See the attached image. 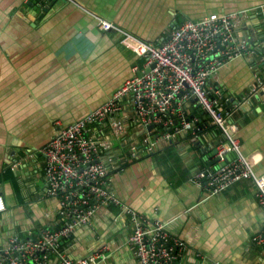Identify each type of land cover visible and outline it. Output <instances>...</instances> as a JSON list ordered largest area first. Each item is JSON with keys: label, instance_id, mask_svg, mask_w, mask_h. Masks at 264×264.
Segmentation results:
<instances>
[{"label": "crops", "instance_id": "obj_1", "mask_svg": "<svg viewBox=\"0 0 264 264\" xmlns=\"http://www.w3.org/2000/svg\"><path fill=\"white\" fill-rule=\"evenodd\" d=\"M217 12L239 14L235 37L245 38L256 54L220 66L209 85L229 98L239 149L262 173L264 86L253 90L257 76L264 77V0H0V248L14 235L35 237L61 223L57 199L45 191L41 147L54 120L67 124L85 116L142 63L124 34L158 43L183 19ZM98 19L115 28L101 29ZM188 115L199 122V133L189 130L146 150L144 131L125 107L117 115L124 132L113 138L118 161L109 173L110 190L183 239L193 264H264V245L253 239L264 228L254 181L245 177L213 194L204 182L196 185L191 177L197 170L219 163L213 150L221 131L200 107L191 106ZM114 117L98 124L107 136ZM132 143L139 146L136 157L129 154ZM132 229L120 205L99 204L89 223L64 239L63 250L72 259L95 254L96 264H138L128 245Z\"/></svg>", "mask_w": 264, "mask_h": 264}, {"label": "built area", "instance_id": "obj_2", "mask_svg": "<svg viewBox=\"0 0 264 264\" xmlns=\"http://www.w3.org/2000/svg\"><path fill=\"white\" fill-rule=\"evenodd\" d=\"M238 15L217 12L197 19L185 18L158 43L124 34L122 41L142 55V63L134 66L133 74L85 116L67 124L54 120V132L41 147L45 191L57 199L61 223L41 229L35 237L12 236L0 248V264H47L52 257L57 264H96L95 254L70 258L63 250L62 241L70 237L76 226L88 224L97 205L103 203L118 204L129 214L133 229L128 245L138 264L195 262V258L188 256L191 247L173 235L165 223L145 217L122 203L110 190L109 173L118 161L113 138L124 132V123L117 115L125 107L132 108L134 123L140 124L144 131L140 142L146 150L163 146L189 130L195 133L198 121L188 114L191 106L200 107L209 115L211 124L221 131L215 145L219 163L197 170L191 180L196 185L204 182L213 194L239 179L251 178L256 198L264 206V172L255 173L239 149L237 125L231 120L232 110L226 107L229 98L215 88L212 91L213 86L209 85L220 66L236 57L256 54L245 38L235 37L240 22ZM98 25L104 30L115 28L105 19H98ZM263 86L264 77L257 76L253 92ZM112 115L115 117L107 123L111 137L98 124L104 125ZM148 124L154 126L148 130ZM156 126L162 130L154 133ZM138 148L135 143L130 145L131 157L137 156ZM3 209L5 202L0 194V212ZM253 239L264 245V228Z\"/></svg>", "mask_w": 264, "mask_h": 264}, {"label": "water", "instance_id": "obj_3", "mask_svg": "<svg viewBox=\"0 0 264 264\" xmlns=\"http://www.w3.org/2000/svg\"><path fill=\"white\" fill-rule=\"evenodd\" d=\"M203 112H204V111H203ZM208 117H209V116H208ZM153 126H154L153 124H148V125H147V128H152ZM206 126H207V124L205 123V127H206ZM203 127H204V126H203ZM194 129L197 130V129H202V128H201L200 126L197 125L196 127H194ZM217 143H218V141L214 142L215 145H216ZM214 148H215V147H214ZM213 152L216 153V149H214ZM216 159H217V157H216ZM221 164H222V163H221Z\"/></svg>", "mask_w": 264, "mask_h": 264}, {"label": "trees", "instance_id": "obj_4", "mask_svg": "<svg viewBox=\"0 0 264 264\" xmlns=\"http://www.w3.org/2000/svg\"><path fill=\"white\" fill-rule=\"evenodd\" d=\"M142 59V61H143V58H141ZM197 125L199 126V122L197 123ZM212 126H214V125H212ZM216 127V126H215ZM217 129V128H216ZM195 133H199V129L195 132ZM62 242H64V239H63V241Z\"/></svg>", "mask_w": 264, "mask_h": 264}]
</instances>
